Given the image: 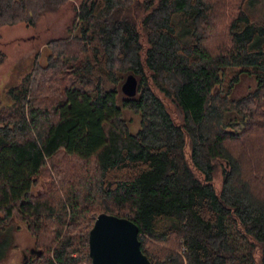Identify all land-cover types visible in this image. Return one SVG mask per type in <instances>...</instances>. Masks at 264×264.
Here are the masks:
<instances>
[{"label":"trees","instance_id":"obj_1","mask_svg":"<svg viewBox=\"0 0 264 264\" xmlns=\"http://www.w3.org/2000/svg\"><path fill=\"white\" fill-rule=\"evenodd\" d=\"M68 1L0 0V27ZM47 44L0 90V230L22 220L36 250L20 264H92L102 212L153 264H264V0H81ZM240 73L257 86L230 97Z\"/></svg>","mask_w":264,"mask_h":264},{"label":"rangeland","instance_id":"obj_2","mask_svg":"<svg viewBox=\"0 0 264 264\" xmlns=\"http://www.w3.org/2000/svg\"><path fill=\"white\" fill-rule=\"evenodd\" d=\"M80 1L69 0L59 10L41 17L35 26L18 23L0 27V49L7 54L5 62L0 64V90L4 97L6 90L19 83L36 61L41 63L47 61V54L50 51L48 40L67 34V28L73 22ZM240 68V66H232L226 70L222 83L223 91L227 90L231 78ZM256 86L257 80L253 76L240 73L239 80L231 87L229 96H242ZM125 114L130 121L131 131H137L141 126L140 115L131 110H126ZM229 116L231 117L232 114ZM215 181L217 186L221 185L220 172L217 173ZM44 189V184L40 183L35 191ZM33 243L34 239L26 223L15 218L9 226L0 230V264H20L24 257L23 252L26 251L29 255L28 250Z\"/></svg>","mask_w":264,"mask_h":264},{"label":"water","instance_id":"obj_3","mask_svg":"<svg viewBox=\"0 0 264 264\" xmlns=\"http://www.w3.org/2000/svg\"><path fill=\"white\" fill-rule=\"evenodd\" d=\"M121 88L127 96H135L138 77L129 73ZM34 252L32 248L31 253ZM89 254L92 264H153L141 248L138 224L128 217L107 212L96 216L89 231Z\"/></svg>","mask_w":264,"mask_h":264},{"label":"flooded vegetation","instance_id":"obj_4","mask_svg":"<svg viewBox=\"0 0 264 264\" xmlns=\"http://www.w3.org/2000/svg\"><path fill=\"white\" fill-rule=\"evenodd\" d=\"M31 249H32V247H30L29 250H28V251H29V254H30V252H31ZM23 253H24V256H25V255L28 256V254L26 253V251H24Z\"/></svg>","mask_w":264,"mask_h":264}]
</instances>
